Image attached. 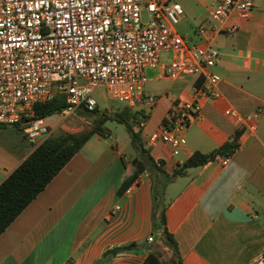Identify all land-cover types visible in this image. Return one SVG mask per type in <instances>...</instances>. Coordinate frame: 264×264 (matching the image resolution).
Listing matches in <instances>:
<instances>
[{"label":"crops","instance_id":"crops-1","mask_svg":"<svg viewBox=\"0 0 264 264\" xmlns=\"http://www.w3.org/2000/svg\"><path fill=\"white\" fill-rule=\"evenodd\" d=\"M175 1L185 11L178 31L200 43L197 28L211 25L209 10L217 0ZM232 22L240 30L214 41L221 53L214 68L222 77L218 96L204 101L202 118L191 125L178 155L148 141L203 79H158L170 85L147 120L152 128L144 149L166 176L148 170L120 194L139 156L127 158L124 145L95 135L0 236V264H143L147 246H155L162 232L154 227L159 186L183 264H264V112L248 120L264 109V0L255 1L248 20ZM229 109L243 122L227 116ZM237 135L239 148L227 165L217 158L170 179L196 152L211 153ZM132 244L137 247L112 252Z\"/></svg>","mask_w":264,"mask_h":264},{"label":"built area","instance_id":"built-area-1","mask_svg":"<svg viewBox=\"0 0 264 264\" xmlns=\"http://www.w3.org/2000/svg\"><path fill=\"white\" fill-rule=\"evenodd\" d=\"M255 1L217 0L209 10L211 25L197 28L200 43H194L177 29L185 11L174 0H0V125L21 124L32 153L72 115L95 111L102 89L140 113L145 128L164 97L147 92L150 72L171 81L202 78L148 141L178 155L191 125L202 118L204 101L218 96L222 77L214 68L221 53L214 41L235 35L240 25L232 20H248ZM60 98L62 110L36 115V105ZM263 112L260 107L248 120ZM226 114L244 120L234 109ZM233 155L218 159L227 165Z\"/></svg>","mask_w":264,"mask_h":264},{"label":"trees","instance_id":"trees-1","mask_svg":"<svg viewBox=\"0 0 264 264\" xmlns=\"http://www.w3.org/2000/svg\"><path fill=\"white\" fill-rule=\"evenodd\" d=\"M65 106L62 98L49 103L38 104L35 113L38 117H49ZM91 114H99V109ZM126 115V117L123 116ZM140 113L134 112L131 115L129 108L119 115L120 122L124 123L129 130L132 143L138 151V156L134 161L135 171L127 178L119 193L123 194L142 174L151 170L166 176L161 165H158L141 141L143 127L137 131L136 125L132 121L139 118ZM132 116V117H130ZM111 118L103 113L96 121V124L89 130L79 133H61L47 141L32 152L23 162L13 170V172L0 184V236L12 225V223L22 214V212L48 187V185L58 176V174L68 165L73 157L78 154L83 147L95 135L105 137L107 135L105 124ZM140 125V124H139ZM24 132L21 124H16ZM239 148V135L233 141L227 142L222 147L211 153L203 154L196 152L191 158L185 161L170 177L171 180L178 176H183L190 168L204 166L221 156L233 155ZM154 227L156 230L162 229L160 237L154 248L148 252L143 264H168L174 258L177 264H183L178 242L175 236L167 227V209L163 206L158 192L154 197ZM136 244L114 249L113 253L136 248Z\"/></svg>","mask_w":264,"mask_h":264},{"label":"rangeland","instance_id":"rangeland-1","mask_svg":"<svg viewBox=\"0 0 264 264\" xmlns=\"http://www.w3.org/2000/svg\"><path fill=\"white\" fill-rule=\"evenodd\" d=\"M180 28L182 30V25L179 24L177 29L179 30ZM149 79L150 82L147 86V92L152 93L157 97L161 96L170 85L169 82L158 80L159 78H157L155 72L149 73ZM96 97L99 114L96 115L86 113L85 111H79L72 115L65 124L57 130L56 135L61 133H79L87 131L96 124V121L101 115H103V113H106L111 119L105 124V130L109 133V136L104 138L107 143L115 144L117 141L124 145V153L127 154V158L133 159L138 155V151L135 147L133 148L131 134L126 125L120 122L119 117L126 107L117 101L110 99L107 96L106 90H99L96 93ZM129 110L131 115H133L134 111L131 109ZM140 115L141 114L138 115L139 118L131 122L132 125H136L135 129L137 131H140L139 123L142 120ZM123 116L126 117L125 114H123ZM151 128L152 123L149 122L148 126L142 131L141 141L143 145L145 143V136L151 131ZM29 154H31V145L28 142L25 133L22 132L18 126L0 125V181L5 179V175H8V173L15 170V168L19 166ZM158 194L160 198L163 197L162 186L158 187Z\"/></svg>","mask_w":264,"mask_h":264},{"label":"water","instance_id":"water-1","mask_svg":"<svg viewBox=\"0 0 264 264\" xmlns=\"http://www.w3.org/2000/svg\"><path fill=\"white\" fill-rule=\"evenodd\" d=\"M154 248V244L148 245L147 250L151 251ZM168 264H177L176 260L172 258Z\"/></svg>","mask_w":264,"mask_h":264}]
</instances>
